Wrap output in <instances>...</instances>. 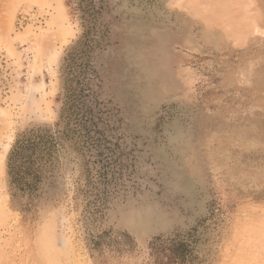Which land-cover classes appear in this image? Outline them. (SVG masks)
Masks as SVG:
<instances>
[{"label":"rangeland","instance_id":"rangeland-1","mask_svg":"<svg viewBox=\"0 0 264 264\" xmlns=\"http://www.w3.org/2000/svg\"><path fill=\"white\" fill-rule=\"evenodd\" d=\"M202 1L0 0V264H264V0Z\"/></svg>","mask_w":264,"mask_h":264},{"label":"bare ground","instance_id":"bare-ground-1","mask_svg":"<svg viewBox=\"0 0 264 264\" xmlns=\"http://www.w3.org/2000/svg\"><path fill=\"white\" fill-rule=\"evenodd\" d=\"M201 1H202V0H201ZM203 1H204V0H203ZM203 1H202V2H203ZM210 1H211V2H210ZM210 1L208 2V4L211 3V4H209L211 7H210V6L207 7L208 9L211 8V9L209 10V12H207V11H208L207 8H206V9H207V11H206L207 13H205V12L202 13V12H200V11L198 12L200 16H203V19L205 18L204 21L210 22V21H214V20L216 19V20H215V22H216V21H217V18H215V17H218V16H216L217 13H218V15L222 13V15H220V16H221V17H224V18L227 17V19H228V20L226 19L227 22H228V24H229V25H227L228 27H229V26H230V27H234V28L236 27V28L238 29V27H239L240 25H241L240 27L243 26V24L240 23V22H241L240 20H239L240 22L237 23V21H238V19H239V14H240V13H238V11H234V9H233V10L231 9V8L233 7L232 5H234V4L231 2V0H230V1H229V0H221V1L226 2V3H224V4H226V5H224V4H222V3H219L218 0H216V1H217L216 3L212 2V0H210ZM213 1H214V0H213ZM221 1H220V2H221ZM227 1H228L229 4H227ZM204 3H205V1H204ZM185 4H186V2H185ZM212 5H213V6H212ZM229 5H230V8H229ZM186 7H187V6H186ZM193 7H195V10H196V5H194ZM214 7H215V8H214ZM233 8H234V7H233ZM237 9H238V8H237ZM219 10L222 11V12H219ZM230 10H231V11H230ZM245 10H246V9H245ZM229 11H230V12H229ZM224 12H225L226 14H224ZM234 12H235V15H237L238 17H237V16H234ZM214 13H216V14H214ZM241 13L244 14V12H241ZM206 14H208V16H209V15H210V16H211V15H213V16L215 15V17H214L215 19L212 18V16H211V17L209 18V20H208V18L206 17ZM223 14H224V16H223ZM193 15H194V13H193ZM225 15H227V16H225ZM244 15H245L244 17L247 16L246 13H245ZM236 17H237V18H236ZM211 18L214 19V20H212ZM236 19H237V20H236ZM235 21H236V22H235ZM246 21H247V20H246ZM247 22H248V21H247ZM252 22H253V21H252ZM252 22H251V23H252ZM235 23H236V24H235ZM239 23H240V25L238 26L237 24H239ZM249 23H250V22H249ZM228 27H227V28H228ZM234 28H233V29H234ZM228 31H229V30H228ZM228 31H227V32H228Z\"/></svg>","mask_w":264,"mask_h":264}]
</instances>
